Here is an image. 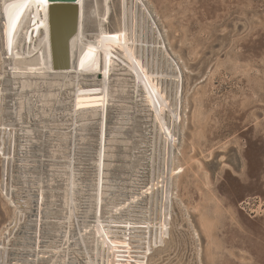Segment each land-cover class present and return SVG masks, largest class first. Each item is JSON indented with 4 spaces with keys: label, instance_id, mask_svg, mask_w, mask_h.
<instances>
[{
    "label": "rangeland",
    "instance_id": "1",
    "mask_svg": "<svg viewBox=\"0 0 264 264\" xmlns=\"http://www.w3.org/2000/svg\"><path fill=\"white\" fill-rule=\"evenodd\" d=\"M138 4L148 13V21L151 20L154 30L160 32L168 54L178 66L181 97L176 122L177 141L171 178L168 238L165 237L162 245L159 244L149 255L143 254L141 257L136 253L125 255L122 252L124 245H119L121 252L118 264H264V0H139ZM108 7L109 15L104 18L105 0H85L86 39L92 38L93 42L103 43L105 47L109 43L121 42L123 0H109ZM15 14L8 17L12 23L16 21L13 20L17 17ZM2 25L0 84L7 88L5 93L10 94L5 100L4 112H14L12 107L6 105L10 102L19 103L16 107L22 113V125L18 124L17 114L4 117L5 120L10 119L18 124L14 128V155L19 158L18 151L25 144L29 160L46 161L43 174H39V169H33L24 176L32 177L28 180L32 183L30 187H43L42 192L45 193V204L35 203L32 209L59 212L57 215L51 214L43 222L60 220L61 224L43 225L40 230H31L33 236L38 235L39 238H36L35 245L24 247L19 242L25 240L27 235L24 233L32 220L26 218L11 235L9 264H17L20 258L18 252H13L12 249L37 250L41 260L35 263L36 259L33 258L30 260L33 264H52L65 240L64 236H57L67 229L64 222L68 216L66 206L69 176L63 170L67 169L70 161L72 133L67 132L71 131L72 120L69 117L62 120L60 117L71 115L73 110L74 74L48 76L49 79L42 80L47 78L46 74L38 73L41 68L32 66V59L13 61L6 54L11 44V40L6 39L12 38V32L10 29L8 34L10 26L7 23L2 22ZM118 50L122 52L121 49ZM15 55L22 58L19 52ZM13 62L19 67L14 68ZM135 65L134 68L137 66ZM116 66L118 67L114 69L119 72L110 79L114 82L110 85L112 93L107 118L109 125H106L109 128L105 141V177L107 181L111 180V184H119L120 189L105 202L102 208V218L105 219L110 218L109 212L113 211L126 215L127 203L131 199L119 196L120 192L134 191L142 194V198L133 205L148 207L154 108L156 106L160 110L163 105L156 89L147 80L144 81V88H138L132 66L123 62L116 63ZM11 76L18 77V85L23 83L28 92L18 96L11 89L16 87L10 80ZM67 79L72 83H63ZM96 81L101 83L100 80ZM40 82L41 85L36 86ZM21 88L20 90H24ZM65 89L68 91L62 93ZM56 96H59L60 101H48ZM25 103H32V108L27 105L23 110L20 109ZM57 103L64 105L65 110L55 108ZM142 106L151 112L146 117L137 118L141 122L140 128L145 129L130 133L137 137H127L124 131L126 128L132 129V118L137 113L132 114L133 109L139 111ZM99 113L100 110L84 112L80 114L79 120H93ZM124 113L131 114L127 116ZM97 119L98 123L88 128L89 134L85 139L89 142L80 146L87 150H81L77 154V159H80L76 166L80 174L79 186L84 190L91 186L86 194L79 192L83 196H90L95 191L100 115ZM126 119L130 126L121 125ZM24 128H28L29 134H32L28 144L20 141L24 136H18L19 130ZM115 129H119L121 133ZM40 131L48 133L46 135ZM81 131L83 128L79 133H83ZM43 140L48 143L46 156H35L45 154L41 151ZM133 141L135 143L131 145ZM32 144L36 146L30 148ZM87 151H91V156H82ZM3 159L0 155V243L6 241V235L9 236L16 212L24 211L17 202L18 198L21 199L18 193L28 194L23 185L17 184L19 162L15 161L11 170V194L8 195L9 182H5V188L2 186ZM134 160L136 162L133 166ZM53 161L64 163L54 164ZM39 165L41 164L32 162L26 167ZM51 185L54 187H50ZM33 194L34 200H39L40 192ZM78 200L81 208L82 201ZM25 212L23 214L26 215ZM31 214L35 215L34 212ZM32 218L35 220V216ZM153 222L155 223L153 219L149 222L152 228L153 225L159 227L162 223L160 219H157V225ZM49 227L50 234H44V229ZM71 229L72 235H75L74 223L71 224ZM96 229V225L91 223L86 230L85 242L90 245V252H93L91 249ZM153 230L154 228L149 242L154 236ZM39 241L46 243L36 247ZM25 242L34 243V240ZM69 249L76 250L72 244ZM67 250L64 247L56 264H63ZM75 252L77 251H72L70 257L78 259L80 264H87L83 257L85 255L80 257ZM22 259V264H25L29 257Z\"/></svg>",
    "mask_w": 264,
    "mask_h": 264
},
{
    "label": "bare ground",
    "instance_id": "2",
    "mask_svg": "<svg viewBox=\"0 0 264 264\" xmlns=\"http://www.w3.org/2000/svg\"><path fill=\"white\" fill-rule=\"evenodd\" d=\"M108 3L109 0H105L104 18L109 15ZM138 3L139 0H123V27L121 42L109 43V46L105 47L103 43H98L97 41L93 42L92 38V40L86 39L85 0H78V32L71 42L73 58L71 71L73 72L72 74H74L73 110L71 115L69 114L60 117L62 120H66V117H69L70 120H72L71 131L67 132L68 134L72 133L70 138L71 144L69 143L72 145L70 150V161L67 169L63 170V172L69 176V189L67 191L68 205L66 206V214L68 216L66 222H64L67 225V229L65 233L61 232L57 236L59 238L64 236L65 240L63 242L62 248H60V250L57 252L56 258L52 264H56L57 258L62 256L61 254L64 247H67L68 250L65 253L66 259L64 260L63 264H80L78 259L76 260L74 257H70L72 251H77L75 253H77L78 256L82 254L85 255L83 257L86 258L87 261H85L87 264H118V259L121 252L120 248H118L119 245H124L122 252L125 255L136 253L139 257H141L143 254L152 252L153 249L164 242V238H168L169 235V205L172 196L171 178L173 176L172 171L174 167V147L177 141L176 122L179 118L181 78L178 66L175 64V61L171 58L170 54H168L166 45L161 39L160 32L158 33L154 30L153 23L151 20V23L148 21V13H145L143 11L144 9H142L143 7ZM16 12L18 14H15ZM13 14L17 15V17L16 19L13 18V20L16 21L12 23L11 19L8 17H13ZM48 16L46 0L0 1V21L7 23L10 26L7 29L8 34L10 29L12 32V38L6 39L11 40V44L9 45L6 53L7 56L12 58L13 61L32 59L31 65L41 68L38 73L43 75L46 74L47 78H42V80L49 79L48 76H64V74L49 75L50 73H53L54 70L52 69L51 63H49V61H51V40L49 38ZM2 22L0 23V26L3 28L4 25H2ZM41 28L44 29V32L40 31ZM118 49H121L122 52L120 53ZM16 52H19L22 58L16 57ZM9 58H6V60ZM121 62L132 67L134 64L137 65H135L136 68L133 67L134 71L132 74L135 78L138 88H144V81L147 80L156 89L158 95L163 100V105L160 110L154 105V126L151 144L152 157L150 162L151 174L149 181L150 188L149 202L147 205L148 207L141 208L139 205H133L142 198V194L134 193V191H131L130 193L120 192L119 196L131 199L127 203L128 209L126 215H124L122 212L116 214L117 211L110 209V211L112 210L113 212H109L110 218L105 219L102 218V208L105 206V202L109 201L113 196H115L120 189L119 184L117 186L113 185L110 182L111 180L107 181V177H105V162L107 158V151H105V147L107 145L105 144V141L107 132V118L109 114L108 109L110 108V98L112 93L110 85L114 82L110 81V79L111 76L115 75L116 72H119V70H115L114 68L118 67L116 66V63L120 64ZM12 66L14 68L19 67L18 65H15L14 62L12 63ZM97 74L103 75L102 79L100 80L101 83H97L96 81L99 80L97 78ZM66 75L70 76L71 74ZM17 79L18 77H10V80L16 84V87L11 89H13L15 93L18 94V96H22L28 92V90L24 89L23 83L18 85L16 81ZM69 81L72 83L70 79L64 80L63 83H67ZM41 83L42 82L36 84V86L41 85ZM20 88L24 90H20ZM6 89L4 85L0 84V155H2L4 158L2 183L3 187L5 188V182H9L10 186L7 187V193L10 195V189H12V184L10 181L13 179L11 170L14 165L13 163L15 161L19 162V165H17V168L19 169L17 173H19V176H16V178L20 179V184L25 186L23 188L28 191V194L23 195L21 194L22 192L20 194L18 193L21 199L18 198L17 202L20 203V207L24 210L23 212L26 211L27 214H23V212L20 210L16 212L15 222L11 228L9 236L6 235V241L0 243V264H9L11 261V235L16 229L19 228L20 224L23 223L26 218H31L32 220L30 222L31 224L28 222L29 224L27 225V231L24 233L27 235L25 240H23V242H19V244L24 247L30 244L35 245V240H37L36 238H39L38 235L33 236L31 230H40L42 228V224L44 223L43 221L46 218L49 219L51 214H59V212H55L50 209H32V206L35 203L39 205L45 204V199L43 197L45 193L42 192L43 187L38 189L30 187L29 185L32 183H29L28 180L32 177H29V175L28 177H26L27 175L24 176L25 173L29 172L26 171L29 168V166L26 167V165L31 161L27 158L29 156L25 150L28 147H26L25 144L23 145L24 147L20 148L18 151L20 157L15 158L14 148L16 147V137L14 128L18 124L22 125V113H19V107H16L17 105L19 106V103L10 104V102H7L6 105H9V108L12 107L14 109V112H9L10 115L17 114V120L19 123L17 124L16 122H12L10 119H4V117H6L8 114L7 112H4V109L6 108L5 100L7 95H10L8 92L5 93ZM66 90L67 89L62 91V93ZM36 98L39 97L37 96ZM51 100H55V102L60 101L59 96H56L55 99H48V101ZM61 100L63 101L64 99ZM27 105L32 108V103H30V105L25 103V106L21 105L22 108L20 109L23 110L24 107H27ZM54 107L58 110H65V106L61 104L58 105V103L54 105ZM95 110H100V113L94 116L95 119L90 121L83 120L84 122H80V114ZM30 112L31 118L32 109H30ZM129 114L131 113H124V115L127 116ZM98 115H100V148H98V163L95 165L97 173V180L94 184L95 191L90 196H83L80 195L79 192L86 194L89 192V190H91V186H87L86 190H84V188H80L79 186L81 185V182L79 181L80 178H78V175L80 176V174H78L79 171L77 170L76 166L78 165L77 162L80 159H77V154L80 153L81 150H87L80 146L89 142L85 139L89 134L88 128L98 123ZM87 117L89 118V116H86V118ZM121 125L130 126L128 119H126V122ZM82 128L83 131L81 132L83 133H79ZM115 130L120 132L119 129ZM45 132L47 131H44V134ZM19 135L24 136L23 140H20L22 143L28 144L31 141L32 134H29L28 128L20 129L18 136ZM34 146H36V144L30 145V148H33ZM89 152H85L82 156H91V151ZM62 163L64 162H58L57 164ZM80 170H83V168ZM130 186L133 187V185ZM33 191H35V193L40 192V194H38L40 195L39 200H34L35 195L33 194ZM78 199H81L82 201L81 208H79L80 202ZM33 212L35 213V220L32 218L34 217L33 214H31ZM119 215H121V217H117ZM93 218H95V220H93L94 222L92 221ZM152 219L155 220L156 225L158 223L157 219H160L162 223L161 226L158 225L159 227H154L155 225H153L154 236L152 235L153 238H151V242H149L151 237L150 233L153 229L149 222L152 221ZM59 221L60 220L54 222H56L58 225ZM72 223L75 225V235H72ZM91 223H94V225L97 227L93 234V249L90 248L93 250V252L88 250L90 245L85 242L87 232L86 230ZM31 239L34 240V243L25 242L26 240ZM40 242L41 241L37 242L36 247L41 245ZM71 244L76 250L71 251L69 249ZM12 250L13 252H18L20 256V258L17 260L18 263L21 262L22 264V257L25 256L29 257V260H27L25 264H33V262L30 261L33 258L36 259L35 263H38L41 260L40 252L37 250ZM80 250L82 251L80 252ZM139 257L136 258L140 259Z\"/></svg>",
    "mask_w": 264,
    "mask_h": 264
},
{
    "label": "water",
    "instance_id": "3",
    "mask_svg": "<svg viewBox=\"0 0 264 264\" xmlns=\"http://www.w3.org/2000/svg\"><path fill=\"white\" fill-rule=\"evenodd\" d=\"M47 1V7H48V26H49V38H50V43H51V63L52 69L54 70L53 73H50L49 75H57V74H72L73 72L71 71V67L73 64V58H72V51H71V42L74 36L78 32V18H79V11H78V0H46ZM103 22V20H102ZM40 31L44 32V29L41 28ZM44 34V33H43ZM102 74H97V78L99 80L102 79ZM92 77V76H91ZM90 78V77H89ZM68 91V89H67ZM10 107V106H9ZM141 109L135 110L133 109V114L136 113L133 119V123L131 126L132 129L125 130V134L127 137H137L136 135H130L131 132L134 131H141L144 130L145 128H140L141 122L137 121V118H143L148 115L149 110L147 111L145 106L140 107ZM81 110V109H80ZM84 110H89V109H84ZM143 113V114H141ZM151 113V112H150ZM14 114V113H13ZM10 117V113L6 115V117ZM32 119V117H31ZM15 120V119H13ZM147 123V122H144ZM107 124L109 125V120L107 121ZM109 128V127H107ZM42 133V131H40ZM44 133V132H43ZM42 133V134H43ZM48 132H45L47 135ZM91 135H94L92 133ZM149 136V135H148ZM20 138L23 137V135H19ZM135 143L134 141L131 143V145ZM41 144H44L42 147V152L45 154L43 155H35L38 157L46 156L45 149L48 146L47 141H42ZM40 144V145H41ZM130 147V146H129ZM136 154V153H135ZM133 154V155H135ZM117 160V159H116ZM32 162H37L40 163L41 165L39 166H32L29 167L26 171H31V170H37L39 169V174H43V171L46 168V161H39V160H31L29 164ZM136 160L133 161V166ZM54 164H57L58 162H53ZM114 169L116 166L113 167ZM2 177H3V170H2ZM18 179L17 184L19 185L21 182ZM44 179V178H42ZM56 180V179H55ZM3 186V184H2ZM48 186V185H45ZM25 187V186H24ZM50 187H54V185H51ZM33 190V189H31ZM35 193V191H33ZM46 226H57V223L54 221H47L42 224ZM50 227L44 229V234H50L48 233ZM41 237V236H40ZM50 237V236H49ZM46 243V242H40V244Z\"/></svg>",
    "mask_w": 264,
    "mask_h": 264
}]
</instances>
